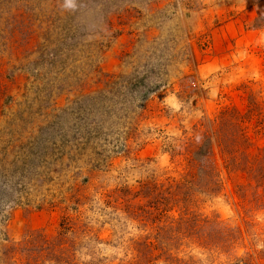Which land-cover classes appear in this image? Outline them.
<instances>
[{
  "label": "rangeland",
  "instance_id": "rangeland-1",
  "mask_svg": "<svg viewBox=\"0 0 264 264\" xmlns=\"http://www.w3.org/2000/svg\"><path fill=\"white\" fill-rule=\"evenodd\" d=\"M0 264H264V0H0Z\"/></svg>",
  "mask_w": 264,
  "mask_h": 264
}]
</instances>
